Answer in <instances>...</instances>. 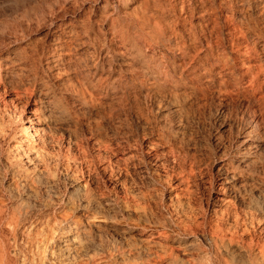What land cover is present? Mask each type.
<instances>
[{
  "label": "clouds",
  "instance_id": "9594fccd",
  "mask_svg": "<svg viewBox=\"0 0 264 264\" xmlns=\"http://www.w3.org/2000/svg\"><path fill=\"white\" fill-rule=\"evenodd\" d=\"M0 264H264V0H0Z\"/></svg>",
  "mask_w": 264,
  "mask_h": 264
}]
</instances>
